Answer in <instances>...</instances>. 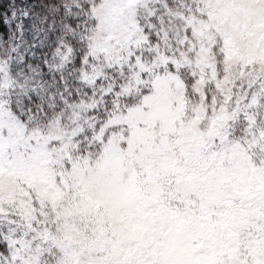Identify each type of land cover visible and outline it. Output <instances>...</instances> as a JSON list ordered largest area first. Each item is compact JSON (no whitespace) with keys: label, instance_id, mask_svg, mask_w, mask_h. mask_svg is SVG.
<instances>
[{"label":"snow or ice","instance_id":"obj_1","mask_svg":"<svg viewBox=\"0 0 264 264\" xmlns=\"http://www.w3.org/2000/svg\"><path fill=\"white\" fill-rule=\"evenodd\" d=\"M0 264H264V0H0Z\"/></svg>","mask_w":264,"mask_h":264}]
</instances>
